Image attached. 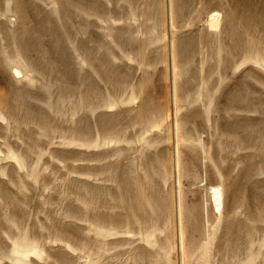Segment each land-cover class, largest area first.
Masks as SVG:
<instances>
[{
	"label": "rangeland",
	"instance_id": "rangeland-1",
	"mask_svg": "<svg viewBox=\"0 0 264 264\" xmlns=\"http://www.w3.org/2000/svg\"><path fill=\"white\" fill-rule=\"evenodd\" d=\"M0 264H264V0H0Z\"/></svg>",
	"mask_w": 264,
	"mask_h": 264
},
{
	"label": "bare ground",
	"instance_id": "bare-ground-1",
	"mask_svg": "<svg viewBox=\"0 0 264 264\" xmlns=\"http://www.w3.org/2000/svg\"><path fill=\"white\" fill-rule=\"evenodd\" d=\"M127 171V170H126ZM129 179V178H128ZM133 179V178H132ZM131 179V180H132ZM130 180H128V182H129ZM129 185V184H128ZM131 185V184H130ZM132 186V185H131ZM139 187V186H138ZM137 187V188H138ZM133 187H131V189H132ZM139 189V188H138ZM136 190V189H135ZM137 192V191H136ZM218 195V196H215V195ZM213 196H214V198H213ZM212 199H214V201H217V205H220L221 204V201H222V197H221V191H220V189L219 190H217V192H212ZM211 199V200H212ZM140 201V200H139ZM137 203V202H136ZM145 203V202H144ZM143 204V203H142ZM138 205H140L139 203H138ZM145 205V204H144ZM143 205V206H144ZM147 206V205H146ZM182 206V205H181ZM148 208V207H147ZM146 208V209H147ZM192 209V208H191ZM197 209V208H196ZM199 209V208H198ZM196 211V210H195ZM198 211H201L200 209L198 210ZM191 212V211H190ZM196 213H198V212H196ZM195 214V213H194ZM196 215V214H195ZM192 216V215H191ZM232 226V225H231ZM236 230V229H235ZM225 231V230H224ZM237 231V230H236ZM222 237V236H221ZM232 237H233V235H232ZM235 238V237H234ZM224 239V238H223ZM233 247V246H232ZM207 248V247H206ZM232 250V249H231ZM238 254V253H237ZM210 257V256H209Z\"/></svg>",
	"mask_w": 264,
	"mask_h": 264
}]
</instances>
